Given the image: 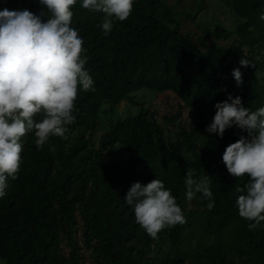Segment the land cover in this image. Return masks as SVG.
Returning <instances> with one entry per match:
<instances>
[{
    "label": "trees",
    "instance_id": "trees-1",
    "mask_svg": "<svg viewBox=\"0 0 264 264\" xmlns=\"http://www.w3.org/2000/svg\"><path fill=\"white\" fill-rule=\"evenodd\" d=\"M221 1L235 20L228 27L218 20L220 28H207L216 39L209 42L201 35L205 50L184 37V12L170 0H135L130 17L116 21L107 36L100 27L103 12L82 7L81 0L72 6V26L83 37L85 67L95 90L78 93L76 118L64 137H51L43 147L35 144L34 133L23 137L21 171L0 198V259L5 264H84L76 238L78 213L94 264H155L158 255L152 253L169 243L174 256L166 257L167 251L160 264H184L189 256L192 264H203L208 256L220 258L221 264H264V228L249 229L235 203L236 188L249 178L232 176L222 160L225 148L247 133L233 126L222 138L208 134L204 149L196 141L212 122L215 104L228 93L239 95L253 111L264 106V74L257 77L264 71V21L259 19L264 0ZM22 2L39 14L45 8L40 0ZM221 37L228 42H215ZM244 55L252 69L242 72L243 83L237 86L232 70ZM146 89L171 92L178 99L180 109L170 117L180 128L176 135L165 137L155 114L134 98L133 92ZM123 100L137 106L138 113L117 121L97 146L91 137L98 119ZM83 130L90 132L80 135ZM188 169L210 175L212 210L197 194L196 207L185 211ZM156 178L172 189L185 222L154 239L124 199L134 182Z\"/></svg>",
    "mask_w": 264,
    "mask_h": 264
},
{
    "label": "clouds",
    "instance_id": "clouds-1",
    "mask_svg": "<svg viewBox=\"0 0 264 264\" xmlns=\"http://www.w3.org/2000/svg\"><path fill=\"white\" fill-rule=\"evenodd\" d=\"M76 2L40 0L45 6L40 14L28 9L0 10V198L7 195L10 181L21 171L23 137L34 133L38 147L51 137H64L76 118L78 93L95 90L85 67L88 57L83 37L72 26ZM134 2L81 0V6L105 14L100 27L107 36L116 21L130 17ZM259 19L264 21V11ZM239 64L249 66L252 60L244 55ZM232 76L237 86L242 85L239 67L232 70ZM215 108L207 133L222 138L233 126L247 133L225 148L222 160L232 176L249 178L236 188L238 214L249 221V229L264 228V106L253 111L243 105L239 95L228 93ZM184 184L188 201L201 194L208 201L206 207L214 208L210 175L197 176L194 169H188ZM124 201L131 206L136 222L154 239L163 229L185 222L172 189L159 178L134 182Z\"/></svg>",
    "mask_w": 264,
    "mask_h": 264
},
{
    "label": "rangeland",
    "instance_id": "rangeland-1",
    "mask_svg": "<svg viewBox=\"0 0 264 264\" xmlns=\"http://www.w3.org/2000/svg\"><path fill=\"white\" fill-rule=\"evenodd\" d=\"M170 2L175 5L174 8L181 12H184L183 20L181 23V31L184 34V37L188 40L193 42L199 43L200 49H204L203 44L199 41L201 35H206L209 42L216 39L215 35H210L207 28L211 27L213 29H218L220 26L216 23L218 20L222 22L223 26H230L233 24L235 20L233 15H230V11L228 10L227 6L221 0H170ZM3 9L7 8L8 10H24L28 9L26 5L22 2V0H4L2 4ZM29 10V9H28ZM33 13L39 14L36 10H30ZM186 34V35H185ZM222 38V39H221ZM215 42L220 44H226L228 42L227 38L221 37ZM189 42L190 47L196 46L195 43ZM197 47V46H196ZM240 61V60H239ZM252 65V64H251ZM251 65L249 66H242L239 63L237 67L241 69V72L250 71ZM235 67V68H237ZM264 74V71H258L257 77H260ZM134 98L136 97L137 100L144 105L145 108L150 110V112L155 114L158 122L161 124L164 132L165 137L176 135L177 131H180V128L177 127L170 117H173L174 114L180 109L178 99L175 98V95L171 92L165 93H158L152 89L146 90H139L132 93ZM110 103L104 102L103 107L109 109ZM138 113V108L134 104L130 103L128 100H123L118 105H114V109L107 113V111L103 112L102 116L98 119L97 128L93 135L92 140L97 144L100 145V141L102 137L114 126L117 121L121 119L127 118L130 114L136 115ZM190 114L189 109L184 110V122L185 124H189L188 115ZM90 131H81L79 132L80 135H88ZM78 133V132H77ZM196 138V141H199L201 148H205V144L208 138L207 130H203ZM207 136V137H206ZM196 207L195 199L193 198L191 201L186 200L185 204V211H189L190 209H194ZM78 220V231L76 233V238L79 240L80 244L83 246L81 254L84 257V264H94L92 261L91 250L86 248L84 244V237H83V219L81 215L77 214ZM63 250L66 254L70 251V247L67 245V238L66 235L63 236ZM195 242L196 239H193ZM168 245L165 246V249L161 252H153L152 256H155L157 253V259L165 258L163 257L164 253L169 251V254L166 257H173L174 251L173 247ZM194 245V244H193ZM192 251L194 247L191 248ZM191 257L189 256L187 260H185L184 264H192L193 260H190ZM156 260L155 264H160V262ZM219 260H214L212 256H208L204 259L203 264H221ZM5 264V263H4Z\"/></svg>",
    "mask_w": 264,
    "mask_h": 264
}]
</instances>
